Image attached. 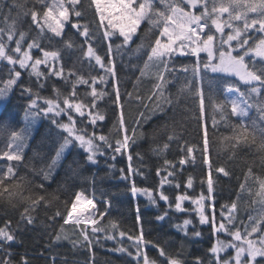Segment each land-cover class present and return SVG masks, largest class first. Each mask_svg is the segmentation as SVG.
<instances>
[{
  "label": "snow or ice",
  "instance_id": "1",
  "mask_svg": "<svg viewBox=\"0 0 264 264\" xmlns=\"http://www.w3.org/2000/svg\"><path fill=\"white\" fill-rule=\"evenodd\" d=\"M36 5H39V8ZM22 8L24 4L20 0H11L6 12L0 8V16L5 25L0 27V64L7 70L6 75L0 77V101H6L17 88L22 96L28 97V103L23 111V126L13 128L9 132L5 148L0 149V159L23 162L30 129L41 118L49 119L51 124L66 134L55 147L54 155L46 169H40V174L45 180L50 179L51 170L61 162L70 146L83 149L86 161L91 164H97L98 158L105 156L107 150H111L112 160L116 159L117 154L126 152L130 141L134 142L136 129L129 135L125 126L113 54L115 52L122 55L133 43V38L141 33V43L136 46L133 53L137 55L143 53L147 56L140 69L141 77L153 68L156 69L153 73L156 82L148 96V100L153 102V110L162 111L165 104L172 103L170 96L165 95V89L169 83L166 74L177 71L170 67L173 58L177 55L194 57L191 65H182L179 69L184 73H191L190 78L186 77V83L180 92L188 91L198 99L199 116L203 120L206 100L205 77L212 74L210 79L220 81V95L223 96L220 99L209 86L207 100L212 110V127L215 129L220 121H224L231 130L230 135L224 139L229 141L232 149L254 145L262 154L261 159L264 162V0H33V7L22 14L30 16L31 25L36 29L35 35H30L31 25L28 31L17 28L21 13L18 12L17 16L13 17L12 11ZM88 11L93 14L92 21L85 20ZM142 25L145 26L143 30ZM69 28L81 38L79 43L68 35ZM53 40H58L59 46L53 45ZM116 40L120 42L116 43ZM98 43L106 45L104 55L99 53ZM66 52H79L78 59L81 62L87 61L90 66L94 61L95 65L103 70L104 75L86 77L74 68L66 70L64 66ZM25 72L28 82L21 83ZM52 77L70 84V90L64 92L53 85L52 96L41 95V90ZM107 77L112 78L113 103L120 109L118 121L113 127H117L118 124L117 131L122 133V138L116 139L114 144L103 134L98 135L95 131L89 134L86 127H77V117L81 118L82 122L83 118L87 117L88 124L94 129L97 121L105 120V115L97 110V101L111 93L103 88L98 89L97 84L107 87ZM33 83L35 89L32 87ZM80 85L86 86L90 91L80 96L77 92ZM127 95L131 97L132 93ZM136 98L143 99L139 96ZM140 115L146 118L144 113ZM4 116L3 106L0 105V118ZM61 117H66V121L60 119ZM7 118L11 120L10 115ZM202 128V149L189 146L185 142V147L181 150L193 161L194 151H201L203 161L209 169L207 195L201 192L199 196L193 197L185 192L175 195L173 202L161 190L158 199L168 208L174 206L175 210L180 212L186 211L183 202L190 200L195 205L194 210L199 217V223L210 226L212 236L208 249L210 259L206 262L197 256L193 264H264V176L256 174L249 166L243 181L239 184L236 200L230 205H221L218 219L213 196L212 164L208 157L209 138L206 122ZM173 139L174 136H168L169 141ZM168 148L169 144L164 143L160 151ZM127 159L128 172L131 174L134 171L131 166L132 156L129 154ZM187 162L184 157L179 159L181 166ZM164 164L168 168L176 167L167 159L164 160ZM123 171L121 169L122 174ZM215 171L225 176L230 174L224 167H217ZM16 172V166L9 164L6 172L0 173V198L5 199L13 208L23 205L20 221L32 225L35 217L31 213L42 204L45 207L50 206L52 201L46 194L31 190L26 195L25 178L17 177ZM160 174L161 170L158 168L157 175ZM175 175L174 171H168L167 176L160 182V188L162 189L165 183L171 184L172 181L167 177ZM249 180L257 186L255 192L248 186ZM192 184V178L189 177L186 188H191ZM36 187L43 189L44 185L41 183ZM175 187L179 188L180 184L176 183ZM130 191L133 195L143 193L151 203H157V198L150 189H139L133 182ZM245 192L252 197L250 208L259 204L255 215L249 212L247 221L239 218L237 203L241 199V193ZM85 200L93 209L96 208L92 200L83 198L79 192L71 201L70 208L65 202L66 216H63L60 230L54 234L55 241L67 239L66 236L62 237L61 233L64 231V225L69 223L74 227L91 224L92 236L106 231L99 225L95 213H88L83 207L78 210V205H82ZM103 215L105 213H100L101 217ZM61 216V211L57 209L48 219L55 222L56 218ZM167 216L168 212L164 211L157 220L162 221ZM139 222L137 208V223ZM191 224L190 219H185L182 225L176 227L187 236L188 226ZM111 226L117 227L114 222ZM79 234L83 237V243L90 248L93 241L88 230L80 229ZM119 235L123 238L126 233L121 231ZM192 235L200 237L201 232L193 231ZM127 238L133 241L135 254L125 248H120L119 251L133 256L136 264H157L146 251L147 245L152 242L145 241L142 227L138 236L128 235ZM15 243L16 230H13L12 222L6 220L4 225L0 226V252L4 254L0 258V264H16L11 251ZM73 243L75 246L80 241ZM153 247L158 248L159 256L163 258L161 264H183L180 259L170 256L163 247L156 244H153ZM19 264H29L28 258L21 256Z\"/></svg>",
  "mask_w": 264,
  "mask_h": 264
},
{
  "label": "trees",
  "instance_id": "2",
  "mask_svg": "<svg viewBox=\"0 0 264 264\" xmlns=\"http://www.w3.org/2000/svg\"><path fill=\"white\" fill-rule=\"evenodd\" d=\"M24 4L22 9H13L12 16L16 17L20 12L17 22L19 30L28 31L31 25L30 16H24L22 13L33 7V0H20ZM11 0H0V8L7 11V6ZM39 8V5H36ZM94 19L91 11L85 15V20L92 21ZM5 26L0 16V27ZM142 30L144 25L141 26ZM36 29L31 25L30 35H35ZM70 37L78 43L81 38L77 36L72 29H67ZM116 40V43H119ZM53 45L59 46L58 40L52 41ZM141 43V33L133 38L131 46L124 51L122 55L114 52L117 82L120 86L121 105L123 106L125 126L129 135L132 130L136 129L134 142L130 141L129 148L123 154H117L116 159H110L111 150L106 151L105 156L98 158L97 164H91L86 161V153L78 146H70L61 160V162L51 170L50 179L45 180L40 174V169H46V165L50 162V158L54 155L55 147L60 142L63 135L55 125L51 124L49 119L41 118L30 129V138L28 139V147L24 149V161H7L0 159V173L6 172L9 164L15 165L17 169V177H24L25 194L29 190L46 194L52 201L48 207L39 206L31 215L35 217L32 225H28L20 221V213L23 211V205L13 208L5 199L0 198V226H3L6 220L12 222L13 230H16L17 243L12 246L13 259L19 264L21 256L28 258L29 264H136L133 256H129L127 252H121L118 249L125 248L128 252L135 254L136 249L133 247V241L128 240V235L138 236L141 227L145 241L152 243L147 245L146 251L150 258L161 264L163 258L159 256L158 248L153 244L163 247L165 251L172 257L180 259L183 264H193L194 259L199 256L206 262L210 259L208 249L211 246L212 236L209 225H201L199 218L192 209L191 204L185 203L186 211H176L174 206H168L158 199V191L160 182L164 178L166 172L174 171L176 175L169 177L171 184L165 183L162 191L169 196L174 202L175 195L187 192L190 196H199L201 192L207 195V175L208 165L203 161L201 151H194L195 160L185 155L181 149L185 147V142L189 146H196L197 149L203 147V128L206 122L208 126L209 152L208 157L212 164V178L214 182L215 209L217 218L221 205H230L236 200L239 184L244 179V174L249 166L253 168V172L264 176V162L261 159V153L256 150L254 145L238 147L232 149L231 144L224 137L230 135V127H227L224 121H220L217 127H212V110L208 104L207 95L209 86L213 92L222 99L220 95L218 80H211L212 74L205 77V116L203 120L199 116L198 99L191 95L188 91L180 92V89L186 83V77L190 78L191 73L180 71L182 65H191L195 58L191 56L177 55L173 58L170 67H174L177 71L167 73L169 83L165 89V95L170 96L172 103L165 104L163 110H153V102L148 100V96L153 91V85L156 82L153 68L141 77L140 69L143 67L147 56L143 53L134 54L133 50ZM47 45V41H45ZM98 51L101 55L106 52L104 43L97 44ZM38 54V53H36ZM202 57L204 54H201ZM79 52L65 53L64 66L65 69L74 68L80 74L98 76L104 75L103 70L92 62L90 66L87 61L81 62L78 58ZM6 68L0 64V77L6 75ZM34 79V78H33ZM107 87L97 84L98 89L103 88L106 92L111 93L103 99L97 101V110L105 115L104 121H97L95 129L88 124L87 117H77V127H86L87 132L91 134L95 131L98 135L103 134L110 141L115 142L116 139L122 138V133H118L117 127H113L118 121L120 109L113 103L114 91L112 88V78L107 77ZM232 79V78H229ZM27 73L23 74L21 83H27ZM55 85L61 91L67 92L71 85L65 83L64 80L55 77L50 78L45 88L41 90V95L52 96V86ZM35 89V84H32ZM195 87V83H193ZM241 87H243L241 85ZM86 91H90L86 86L80 85L77 92L80 96ZM127 93H132L129 97ZM143 99H137L136 97ZM28 103L27 95L22 96L19 89L14 90L6 101H0L3 106L5 116L0 118V149H4L7 143V136L13 128L23 126V111ZM147 105V107H145ZM144 113V117H141ZM11 120H8V116ZM60 119L66 121V117ZM219 120V116L217 115ZM139 121V123H137ZM174 136L172 141L168 140V136ZM164 143L169 144V148L160 151ZM132 156L131 166L133 172H128L129 161L128 155ZM184 157L188 162L183 166L179 165V159ZM172 161L175 169L168 168L164 164V160ZM114 165V167H112ZM217 167H224L230 174L228 176L217 173ZM161 170V174L157 175V169ZM123 169V174L121 173ZM128 177L127 179L123 178ZM191 177L193 184L191 188H186L188 178ZM135 183L139 189H150L157 198V203L153 204L143 193L133 195L130 191L132 183ZM43 184L44 188L36 187ZM179 183L180 187L176 188L175 184ZM248 186L252 187L253 192L257 190V186L253 181L249 180ZM84 193L86 197L94 195L97 202V220L101 227L106 229L105 232L91 234L92 225L85 226L81 224L74 227L71 223L64 225V231L61 233L62 238L59 241L54 240V234L60 230L63 224V216H66V204L70 208L71 201L76 193ZM57 197L58 199H52ZM252 197L246 192L241 193V199L237 201L239 207V218L247 221L249 212L253 215L259 209V204L251 206ZM137 208L139 209L140 222L137 223ZM59 209L62 213L61 217H57L55 222L48 218L54 215ZM164 211L168 212V216L164 220H157ZM105 213L103 217L100 213ZM185 219H190L192 224L188 226V235L176 227L182 225ZM115 223L116 228H112L111 224ZM19 228L17 229V225ZM86 228L92 237L91 247L83 243V237L79 234L80 229ZM123 231L126 235L121 238L119 233ZM193 231L201 232L200 237L192 235ZM107 236H114V239H108ZM75 241H80L74 246ZM231 251V250H230ZM0 252V258L3 257ZM53 257L55 259H53Z\"/></svg>",
  "mask_w": 264,
  "mask_h": 264
},
{
  "label": "rangeland",
  "instance_id": "3",
  "mask_svg": "<svg viewBox=\"0 0 264 264\" xmlns=\"http://www.w3.org/2000/svg\"><path fill=\"white\" fill-rule=\"evenodd\" d=\"M13 47H14V44L12 45ZM167 176V172L165 173V175L163 176L164 178ZM167 179L169 180V177H167ZM159 191H161V189L159 190ZM159 191H158V193H159ZM139 193V192H138ZM137 193V194H138ZM82 196H83V198H85L86 197V195L84 194V193H82ZM94 201H95V199H94ZM186 202H188L189 204H191V207H192V209L194 210L195 209V205H193L192 204V202L189 200V201H184L183 202V207L185 208V203ZM210 203H211V201H210ZM95 205H96V208L94 209L95 210V216H97V203H96V201H95ZM195 211V210H194ZM195 213H196V211H195ZM196 215H197V213H196ZM199 218V217H198Z\"/></svg>",
  "mask_w": 264,
  "mask_h": 264
},
{
  "label": "bare ground",
  "instance_id": "4",
  "mask_svg": "<svg viewBox=\"0 0 264 264\" xmlns=\"http://www.w3.org/2000/svg\"><path fill=\"white\" fill-rule=\"evenodd\" d=\"M90 200H92L93 201V203L95 204V202H94V200L93 199H90ZM86 208L87 210H88V213H95V210L91 207V205H88L87 203H86V201L82 204V205H78V210L80 209V208ZM74 215H75V213H74Z\"/></svg>",
  "mask_w": 264,
  "mask_h": 264
}]
</instances>
